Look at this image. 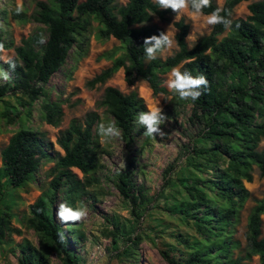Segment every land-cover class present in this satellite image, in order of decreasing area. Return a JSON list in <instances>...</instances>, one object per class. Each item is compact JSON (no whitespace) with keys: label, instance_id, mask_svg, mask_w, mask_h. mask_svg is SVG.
I'll return each instance as SVG.
<instances>
[{"label":"trees","instance_id":"1","mask_svg":"<svg viewBox=\"0 0 264 264\" xmlns=\"http://www.w3.org/2000/svg\"><path fill=\"white\" fill-rule=\"evenodd\" d=\"M116 1L45 0L36 4L34 20L46 27L47 39L44 44L40 43V32L22 39L11 59L16 68L11 70L8 62L3 64L10 79L0 84V102H5L1 117L10 124L13 119L9 116L18 115L15 107L4 100L7 97L15 98L26 110L43 98V120L50 126L59 125L62 108L49 100L45 86L64 65L76 36L86 30L88 18L98 23L99 39L113 38L120 43L116 51L120 54L112 53L111 66L90 80L89 87L104 84L122 69L126 85L143 81L153 95H159L165 93L162 77L173 67L182 64L183 70L193 76L204 75L208 87L201 89L203 94L196 101L191 100L189 122L197 128V133L187 163L198 172L210 174V178L179 179L190 200H176L167 210L171 216L190 225L196 237L176 236L184 250L180 259L174 260L165 253L162 257L168 264H247L245 261L258 257V264H264L261 232L264 197L254 201L247 217L245 257L231 256L237 247L232 240V229L238 222L240 209L250 198L244 182H252L255 169L259 177L264 178V153L258 151L264 138V0L250 3L249 15L233 20L229 30L223 25L212 26L210 33L191 47L186 43L188 25L176 22L177 51L165 59L153 60L146 58L143 41L162 31L147 24L153 17L165 21L172 10L162 9L153 0H128L121 6H117ZM248 1L224 0L219 7L223 10L221 15L229 19L238 4ZM217 7L211 0V7L203 9L204 15ZM98 106L104 108L113 124L122 130L121 140L125 148L130 149L135 138L145 130L141 125L137 131L135 129L138 113L147 111L144 100L135 91L123 94L114 87H106ZM98 120V115L90 112L83 122L72 120L56 138L63 155H57L55 160L49 196H41L29 206L26 220L28 228L38 238L39 247L29 241L20 244L18 264H48L51 254L63 255V264H76L65 232L54 219L51 204L57 192L62 191L72 202L97 182L91 175L99 169L93 148ZM47 145L41 133L19 128L0 151V188L17 190L30 184L39 170L40 158L49 157L44 149ZM118 180L117 188L123 198L141 208L144 196L141 189L137 195L131 192L133 186L128 172L120 174ZM11 218L9 206L0 204V240L13 232ZM128 240L133 246L136 244L130 237Z\"/></svg>","mask_w":264,"mask_h":264},{"label":"rangeland","instance_id":"2","mask_svg":"<svg viewBox=\"0 0 264 264\" xmlns=\"http://www.w3.org/2000/svg\"><path fill=\"white\" fill-rule=\"evenodd\" d=\"M39 1L45 0H0V43L7 45L0 52V69L4 70L3 64L15 57L14 48L20 45L22 39L40 32L41 39L46 41V27L34 20L36 4ZM127 1L117 0L116 5H124ZM214 1L218 7L224 3V0ZM256 1L260 0L241 2L233 9L229 19H245L249 15L248 5ZM17 7L22 8L20 16H15L18 14ZM205 18V15L194 17L189 10H183L178 15L171 11L165 21L153 17L147 26L158 28L165 34L168 31L174 40L172 48L157 53L156 58L165 59L177 51V29L174 26L176 22L183 21L188 25L186 43L191 47L212 29ZM87 22L86 30L76 36V42L64 65L45 86L49 100L57 102L62 108L63 115L58 126H50L43 120V98L35 101L29 110L21 107L15 98H5L18 113L9 116L13 119L10 124L1 117L5 102H0V151L7 145L9 138L23 127L44 136L48 144L44 149L49 155L40 158L39 170L26 187L17 190L0 188V204L9 206L12 215L10 227L13 230L0 240V264H18L19 245L24 241L39 247L36 234L26 224L29 206L39 197L49 196V182L55 160L57 155H63L56 144L59 133L74 119L83 122L90 112H95L99 117L93 134V148L97 154L99 169L91 175L97 182L72 202L64 197L62 191L57 192L51 204L54 219L65 232L70 251L76 257V264H168L162 253L178 260L184 251L177 243L176 236L188 239L196 237V232L190 225L176 216H171L167 210V206L176 200H190L179 179L187 176L210 178V174L198 172L187 163L188 153L197 133V128L189 122L191 99L183 100L178 93L167 88L165 82L169 79L170 72L162 77L165 93L159 95H153L143 81H138L133 86L126 85L122 69L104 84L89 87L90 80L111 66L109 57L112 53L115 56L120 54L116 52L120 43L113 38L99 39L98 23L93 18H88ZM226 33L227 31L222 36ZM177 67L183 71L182 64ZM5 72L9 74L8 71ZM4 81L0 77V84ZM106 87H114L123 94L137 92L144 100L147 110L161 107L166 117L165 123L161 124L164 138L144 137V130L135 138L130 149L125 148L121 137L102 141L97 130L98 124L113 123L105 109L98 106ZM139 125L136 121V131ZM258 151L264 153V138L258 145ZM73 171L82 177L77 170ZM124 172L129 174L130 184L133 186L131 192L137 195L138 189L142 191L145 202L139 209L119 193L118 178ZM244 187L250 193V198L240 209L238 222L232 229V240L237 244L231 252L232 258L245 257L247 217L254 201L264 197V178H260L255 169L252 182H244ZM60 203L74 208L77 205L86 206L87 216L80 222L63 223L57 218ZM133 210L137 211L136 214ZM261 221V232L264 236V215L261 216ZM128 237L131 242L136 243L134 246ZM62 258L63 255L51 254L48 264H63ZM245 262L258 264L259 261L258 257H252Z\"/></svg>","mask_w":264,"mask_h":264},{"label":"clouds","instance_id":"3","mask_svg":"<svg viewBox=\"0 0 264 264\" xmlns=\"http://www.w3.org/2000/svg\"><path fill=\"white\" fill-rule=\"evenodd\" d=\"M155 2L162 9H171L177 15L183 10H190L194 17H201L204 15L203 9L211 7V0H155ZM22 11L21 7L16 8V12L19 14ZM223 10L217 7L214 11L206 16L207 25H223L225 30L231 28L232 21L225 15H221ZM40 43H44L41 39ZM174 40L170 35L161 32L159 35H152L146 37L143 41V48L145 50V56L148 60L156 58L157 52L171 49ZM4 51V45L0 43V52ZM11 70L16 68V64L7 61ZM0 77H3L5 81L10 79V76L3 69H0ZM167 88L178 93L179 97L183 100L191 99L196 101L203 94L201 89L208 87V80L204 75L199 74L193 76L190 71L183 70L179 67H173L169 73V79L165 82ZM166 117L163 115L161 107H152L147 111H141L137 116V123L143 126L145 129L143 136L148 138H156L159 136L161 139L164 138L165 133L161 130V124L165 123ZM98 134L102 138V141H107L114 138H119L121 135V129L117 128L115 124L103 122L98 124ZM87 216V207L77 205L75 208L67 205L66 203H60L58 205L57 218L63 222H80ZM60 239L63 241L64 236L61 235Z\"/></svg>","mask_w":264,"mask_h":264}]
</instances>
